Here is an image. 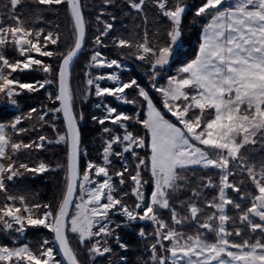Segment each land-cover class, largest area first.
Returning a JSON list of instances; mask_svg holds the SVG:
<instances>
[{
    "label": "snow or ice",
    "instance_id": "snow-or-ice-1",
    "mask_svg": "<svg viewBox=\"0 0 264 264\" xmlns=\"http://www.w3.org/2000/svg\"><path fill=\"white\" fill-rule=\"evenodd\" d=\"M0 264H264V0H0Z\"/></svg>",
    "mask_w": 264,
    "mask_h": 264
},
{
    "label": "trees",
    "instance_id": "trees-1",
    "mask_svg": "<svg viewBox=\"0 0 264 264\" xmlns=\"http://www.w3.org/2000/svg\"><path fill=\"white\" fill-rule=\"evenodd\" d=\"M85 132L87 134V139H91L96 133L94 131V128L89 125L85 128ZM53 151H60V147L58 146L57 148L53 149ZM45 181H41V180H36L35 181V187L39 188L42 192V194H47L50 195L51 194V185H47V187H45Z\"/></svg>",
    "mask_w": 264,
    "mask_h": 264
}]
</instances>
